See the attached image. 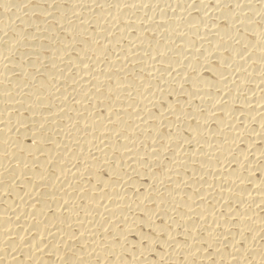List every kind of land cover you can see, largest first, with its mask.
Listing matches in <instances>:
<instances>
[{"label": "bare ground", "instance_id": "1", "mask_svg": "<svg viewBox=\"0 0 264 264\" xmlns=\"http://www.w3.org/2000/svg\"><path fill=\"white\" fill-rule=\"evenodd\" d=\"M0 264H264V0H0Z\"/></svg>", "mask_w": 264, "mask_h": 264}]
</instances>
